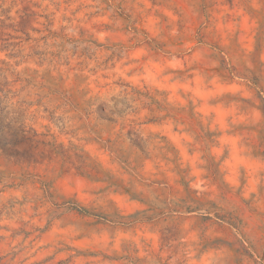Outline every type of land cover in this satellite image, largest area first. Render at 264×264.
Wrapping results in <instances>:
<instances>
[{"label": "rangeland", "instance_id": "rangeland-1", "mask_svg": "<svg viewBox=\"0 0 264 264\" xmlns=\"http://www.w3.org/2000/svg\"><path fill=\"white\" fill-rule=\"evenodd\" d=\"M0 264H264V0H0Z\"/></svg>", "mask_w": 264, "mask_h": 264}]
</instances>
